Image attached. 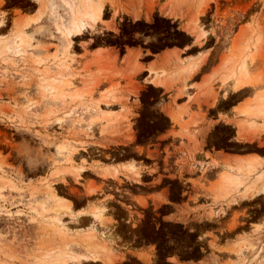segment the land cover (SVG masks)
<instances>
[{
	"label": "rangeland",
	"instance_id": "374dc122",
	"mask_svg": "<svg viewBox=\"0 0 264 264\" xmlns=\"http://www.w3.org/2000/svg\"><path fill=\"white\" fill-rule=\"evenodd\" d=\"M203 51L258 141L181 105ZM0 264H264V0H0Z\"/></svg>",
	"mask_w": 264,
	"mask_h": 264
},
{
	"label": "crops",
	"instance_id": "0c3cea01",
	"mask_svg": "<svg viewBox=\"0 0 264 264\" xmlns=\"http://www.w3.org/2000/svg\"><path fill=\"white\" fill-rule=\"evenodd\" d=\"M37 14L38 9L34 12H31L29 16L33 18ZM21 17H23V15H21ZM128 54L129 52H127L126 55ZM179 54L180 52L174 49H165L159 53H156L151 57V61L146 62L145 68L140 70L139 73L150 74L151 77L148 81V84L160 88L165 92H171V90H173V88L175 87L174 83H176V80L178 78V74L176 73L177 70H174V68L176 66L175 59ZM207 56L208 54L203 51L200 52L199 55L194 57V66L196 67L192 70L191 74L188 75V79H191L192 82L187 84L186 86L182 84L185 98L184 102L181 105H186L187 112L192 115V117H194L196 121H198L200 128L198 132L201 133V135L206 134L209 131V125L211 122H213L216 124L232 126L235 129L237 138L240 141L251 144L258 141L261 135L248 133L246 131L241 132L242 130H246L247 127L244 126L243 129L239 127V123L244 122L245 118L241 110L247 103L250 102L252 104L254 102V98L258 91V88L249 85L242 88L239 87L234 90L232 87L233 83H229L228 86L222 87V83L220 81L223 75L222 72L213 74V69L210 70L211 68L209 69L210 72H206L205 74H203L202 72L206 68ZM221 57L222 54H219L216 60L217 65L214 68L218 67L219 62L221 61ZM182 83L184 82L182 81ZM211 86H216L217 91H220L219 89L222 88L219 101H224V98H226L224 92L228 87L229 97L233 99V105L229 109H225L223 113L218 112V114L214 119H212V121L210 120V117L208 115L206 118L204 116L214 105V103L212 102V97L208 95V89ZM173 108L177 109L175 107ZM165 113L171 119V121H173L171 115L167 110ZM257 123L261 124V121L257 120ZM238 132H240V134H238ZM199 133L197 134V137ZM199 142L200 143L198 146H200L201 148L203 137H201V140L199 139ZM84 211L85 210H83L82 212Z\"/></svg>",
	"mask_w": 264,
	"mask_h": 264
},
{
	"label": "bare ground",
	"instance_id": "6f19581e",
	"mask_svg": "<svg viewBox=\"0 0 264 264\" xmlns=\"http://www.w3.org/2000/svg\"><path fill=\"white\" fill-rule=\"evenodd\" d=\"M101 14H102V8L101 7H96L95 8V10H94V12H93V16H94V18L95 19H99L100 17H101ZM74 24H75V26H76V31H77V33H81V32H83L84 30H85V28H86V26H85V24L83 23V22H74ZM76 33V32H75ZM82 256H84V258H88V257H90L89 255H87V256H85V255H81V257L80 256H78L77 255V257H80L79 259H81V258H83ZM92 258H97L98 256H95L94 254H92ZM75 258H76V256H75ZM78 258H77V260L76 259H74V257H73V260H75V261H80ZM67 262V261H66ZM112 262V261H111Z\"/></svg>",
	"mask_w": 264,
	"mask_h": 264
}]
</instances>
